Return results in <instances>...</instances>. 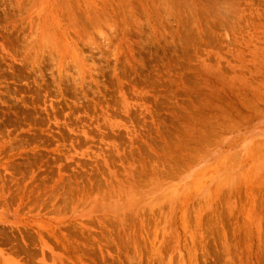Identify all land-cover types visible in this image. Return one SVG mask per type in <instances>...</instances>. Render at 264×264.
I'll list each match as a JSON object with an SVG mask.
<instances>
[{"label":"rangeland","instance_id":"rangeland-1","mask_svg":"<svg viewBox=\"0 0 264 264\" xmlns=\"http://www.w3.org/2000/svg\"><path fill=\"white\" fill-rule=\"evenodd\" d=\"M0 264H264V0H0Z\"/></svg>","mask_w":264,"mask_h":264}]
</instances>
